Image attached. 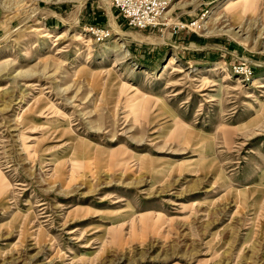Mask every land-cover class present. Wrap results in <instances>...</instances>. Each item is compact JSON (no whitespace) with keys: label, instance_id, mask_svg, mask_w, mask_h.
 <instances>
[{"label":"rangeland","instance_id":"rangeland-1","mask_svg":"<svg viewBox=\"0 0 264 264\" xmlns=\"http://www.w3.org/2000/svg\"><path fill=\"white\" fill-rule=\"evenodd\" d=\"M0 0V264H264V0Z\"/></svg>","mask_w":264,"mask_h":264},{"label":"built area","instance_id":"built-area-1","mask_svg":"<svg viewBox=\"0 0 264 264\" xmlns=\"http://www.w3.org/2000/svg\"><path fill=\"white\" fill-rule=\"evenodd\" d=\"M131 26L143 28L157 23L161 9L158 0H105Z\"/></svg>","mask_w":264,"mask_h":264}]
</instances>
